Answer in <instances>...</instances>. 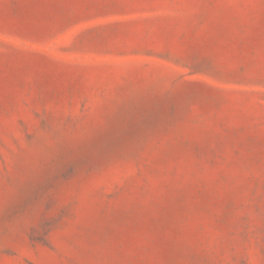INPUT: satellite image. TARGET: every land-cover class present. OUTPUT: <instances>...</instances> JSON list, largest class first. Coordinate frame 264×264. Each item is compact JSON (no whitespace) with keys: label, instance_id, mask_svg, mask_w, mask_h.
I'll use <instances>...</instances> for the list:
<instances>
[{"label":"rangeland","instance_id":"1","mask_svg":"<svg viewBox=\"0 0 264 264\" xmlns=\"http://www.w3.org/2000/svg\"><path fill=\"white\" fill-rule=\"evenodd\" d=\"M0 264H264V0H0Z\"/></svg>","mask_w":264,"mask_h":264}]
</instances>
